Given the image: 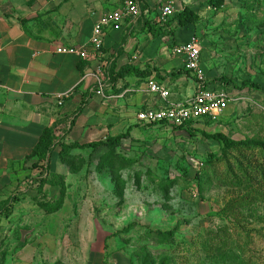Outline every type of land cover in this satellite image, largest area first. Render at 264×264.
Instances as JSON below:
<instances>
[{"label": "rangeland", "instance_id": "374dc122", "mask_svg": "<svg viewBox=\"0 0 264 264\" xmlns=\"http://www.w3.org/2000/svg\"><path fill=\"white\" fill-rule=\"evenodd\" d=\"M208 1L176 0L199 16L186 31L202 40L205 85L231 84L246 101L183 130L111 126L102 142L129 131L134 139L115 152L66 140L43 180L35 149L45 129L24 161L9 166L15 176L0 179V264H264V202L243 207L233 183L213 177L201 190L197 180L207 156L221 153L203 133L264 140V0H223L220 10ZM108 155L116 161L104 168ZM163 234L173 237L163 243Z\"/></svg>", "mask_w": 264, "mask_h": 264}, {"label": "crops", "instance_id": "0c3cea01", "mask_svg": "<svg viewBox=\"0 0 264 264\" xmlns=\"http://www.w3.org/2000/svg\"><path fill=\"white\" fill-rule=\"evenodd\" d=\"M156 2L138 0V16L124 20L119 30L107 27L102 51H89L84 60L58 50H92L95 26L105 16L122 13V0H0V167L9 174L0 179H11L15 173L9 166L22 163L47 128L57 126L64 142L99 143L111 126L155 127L144 126L138 115L194 96L193 77L183 73L185 61L173 51L193 37L203 50L202 40L196 34L188 38V28L163 26V4L154 9ZM166 2L181 12L176 0ZM202 59L203 53L204 67ZM210 65L214 70L215 63ZM124 68L132 72L118 78ZM150 81L164 86L170 97L151 93ZM207 86L229 93L228 111H237L247 99L231 84L212 81ZM60 96L66 101L60 103ZM15 196L12 200L18 201Z\"/></svg>", "mask_w": 264, "mask_h": 264}, {"label": "trees", "instance_id": "16d2710c", "mask_svg": "<svg viewBox=\"0 0 264 264\" xmlns=\"http://www.w3.org/2000/svg\"><path fill=\"white\" fill-rule=\"evenodd\" d=\"M208 5L211 9L220 10L223 7V0H209ZM199 16L197 13L189 8H184L180 13H177L172 21L167 23L170 28H188L190 25L197 23ZM132 72L129 68L122 69L118 78L125 77ZM78 111V114L81 113ZM209 121V120H207ZM192 124H188L184 127L174 129H187L192 127ZM59 129L54 126L41 139L38 146L35 149V156L37 157V164L35 168L41 171V178L49 173L51 168V159L54 151L58 148L68 149L69 147L65 144L64 139H61L58 135ZM131 131L121 135L117 138H109L106 141L93 143L85 147L74 144L73 146L78 149L83 148H104L109 149L110 152H115L124 140L134 139L130 135ZM204 136L209 140H214L221 145L220 156L215 154H209L203 162L204 172L203 174L197 175V180L201 190L211 183L213 177L223 181V183H233V186L240 189L245 196L241 197L238 205L243 207H249L250 205L256 204V200L264 202V140L263 139H246L244 141H235L230 139L224 134H205ZM67 136V135H66ZM261 155V158L257 157ZM115 159L108 155L103 160V167L106 168L109 165L115 163ZM209 173V174H208ZM260 189V190H259ZM253 194V196L251 195ZM245 198V199H243ZM230 206V205H229ZM173 237V234H163V243H168Z\"/></svg>", "mask_w": 264, "mask_h": 264}, {"label": "built area", "instance_id": "2783aa9c", "mask_svg": "<svg viewBox=\"0 0 264 264\" xmlns=\"http://www.w3.org/2000/svg\"><path fill=\"white\" fill-rule=\"evenodd\" d=\"M56 0H53L55 2ZM123 12L113 13L103 17L95 26L90 47L87 49L62 48L58 54L79 56L81 59L89 58V51L99 53L103 49L104 30L107 27L115 30L121 29L124 20L136 18L139 14L138 0H122ZM176 16V9L172 2H166L161 9L162 21H169ZM173 53L185 61V69L198 81L194 96L183 104L170 105L165 109H149L138 115V120L144 126H169L184 127L188 124L195 125L204 121L216 122L220 120L233 102L226 90L210 88L205 85V77L201 72L202 46L197 37L190 42L177 46ZM149 91L167 100L170 92L157 82H149Z\"/></svg>", "mask_w": 264, "mask_h": 264}]
</instances>
